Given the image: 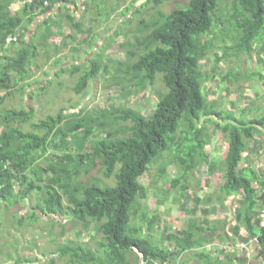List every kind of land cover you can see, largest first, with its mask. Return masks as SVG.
<instances>
[{
  "label": "trees",
  "instance_id": "1",
  "mask_svg": "<svg viewBox=\"0 0 264 264\" xmlns=\"http://www.w3.org/2000/svg\"><path fill=\"white\" fill-rule=\"evenodd\" d=\"M21 1L24 3L23 14L18 16L19 14L12 13V4L16 0H0L1 50L6 49V38L19 36L16 54L0 58V92H5L0 94V105L6 98L14 95L13 87L16 86H19L18 91L23 101L32 98L33 92L28 90L32 86L30 80L34 74L30 72L34 66L32 57L38 54V45L34 44L38 32L26 41L29 26L39 14L47 13L65 0ZM223 2L226 4H222ZM138 11L139 8L133 18ZM223 14L228 17L230 24H227V28L230 29L222 27L225 25L221 18ZM49 18L48 23L52 20L51 16ZM68 19L76 27L73 17L69 15ZM141 20L145 18H141L139 22ZM151 25L145 23L141 26L147 32L141 40H137L143 51L132 52L138 59L130 68L135 78L143 75L146 81L155 82L156 78L160 77L165 84L167 90L159 93L154 114L145 117L131 109H123L121 112L116 108L111 111L112 115L100 112L94 120L103 129V134L92 143V151L74 154L75 157L72 158L71 153L56 156L59 158L57 165L63 166L64 159L69 160V164L74 166V172L57 168V165L51 163L49 167L42 168V172L52 183L44 187L41 185L44 176L30 180L27 172L33 174L34 170L37 173L32 167L48 152L50 139L55 134L61 135L63 142L58 149L65 146L68 148V136L85 127L82 139L80 140L78 135L75 138L78 146L84 149L83 138L86 135L87 139L92 129L89 119L82 118L85 110L81 108L80 111L67 114L69 110L62 109L57 115H47L45 119L32 122L35 114L33 107L23 105L20 110L6 109L0 113V125H3L0 132V204L4 201L6 207L11 209L14 207L9 205L18 204L20 200L28 199L35 191L40 192L48 188V198L42 204L31 207L33 218L38 216V212H45L47 216H62L66 211L70 218L83 224L84 228L101 232L98 250L87 245L82 247L81 244H69L59 249V255L70 256L71 263L106 264L103 261L97 262V252L101 250H104L106 259L111 263L114 260L115 264H136L137 258H140L139 253L143 255V264H165L167 261L171 263L173 257L179 256L178 253L190 250L192 244L187 242V239H193L195 234L188 231L184 238L175 237L179 242L178 248L168 253L154 242L153 235H145L140 227L131 225L132 216L140 211V208L137 209L138 204L148 195V187L142 182V178L153 164L169 154L171 158L161 164L157 175L163 178L167 173L166 167L175 161L181 170L180 176H177L171 185L174 187L181 184L183 179L204 162L199 156L205 154L204 149L210 138L207 124L212 123L228 139V151L224 159V181L218 190L212 193V202L217 200L224 205L226 196L242 194L243 210L238 211L233 232L239 235L242 221L246 231H250L248 238L259 237V244L255 248L260 253V264H264V228L259 227V220L257 228L251 222L252 213L259 202L264 203V191L260 197L256 196L259 187L264 189V176H257L251 167H240L250 141L254 136L262 137L264 134V115L261 118L246 119L231 114L226 107L219 108L217 101H211V96L205 91L204 84L209 74L204 73L199 65L209 52L213 53L219 62L223 58L228 59L229 50L233 48L248 54L253 52L255 44L264 38V0H176L173 10L154 26ZM47 29L50 33V27ZM214 29H222L225 34L238 31L236 45L228 47L225 44L222 48L219 47L222 53L218 55L220 53L214 51V42L211 39L203 40V36L210 34ZM118 33L119 31H116L115 34ZM42 36L46 39L45 35ZM102 68L101 64L93 63L90 72H86L76 83L74 91L83 93L91 77ZM61 70H57L56 74L61 75L64 72L59 73ZM256 73V77L264 79L260 71ZM24 80L27 81L23 83ZM39 89H46V85L40 86ZM76 116L77 118H72L71 126L63 128V131V121ZM101 119L106 121L103 123ZM119 119L128 121L129 123H125L128 124L127 127L122 126L123 124L117 125ZM27 123H30L32 129L25 131L23 126ZM121 128L127 129L129 134L120 136ZM40 131H43V134H40ZM176 150L178 154H175ZM210 162L209 173L214 174L218 164L212 159ZM92 170H102L105 179L114 178V184L89 176ZM82 172H86L84 175L88 176L84 181L86 185L78 184L77 188H71L67 181L78 179ZM51 173L52 176L49 175ZM62 173H65L63 176L67 178L65 182L59 177ZM57 187L69 196L66 206L63 205ZM162 190L165 192L164 188ZM143 215L146 216L145 213ZM219 222L224 225L228 223L222 219ZM17 224L25 229L23 218H20ZM173 234L170 235L171 238L178 235ZM247 246L244 250L249 252ZM127 251L132 254L130 259L126 255ZM240 259L245 261L247 257ZM14 264H19V261L16 260Z\"/></svg>",
  "mask_w": 264,
  "mask_h": 264
},
{
  "label": "rangeland",
  "instance_id": "2",
  "mask_svg": "<svg viewBox=\"0 0 264 264\" xmlns=\"http://www.w3.org/2000/svg\"><path fill=\"white\" fill-rule=\"evenodd\" d=\"M175 1L91 0L90 5L95 4L96 7L90 9L89 2H86V6L93 12L88 13V11L84 10L85 17L80 18L83 22L82 28L87 30L90 27V31L80 32L76 30L65 15L68 13L65 11V8L61 10L59 15L53 17L50 23V33H48V27L40 29L36 28L35 24L29 26L34 29V33L38 32L34 39V44L38 45V47L36 46L38 54L32 57V65L34 63V66L30 71L31 74L34 73L35 77L30 80L32 86L28 90V92H33L32 98L23 101L22 95L18 91L19 86L13 87L14 95L6 98L5 102L0 105V113H3L6 109L20 110L23 105L30 106L35 109L32 122H38L45 119L47 115H57L62 109H68L67 114H69L80 111L82 108L85 110V113L81 117L85 120L89 119L92 129L88 138L85 139L86 135L83 138L84 149L78 146L75 138L78 135L79 139H82L85 134V127H82L83 130L81 128V130H78L73 135L68 136V141L70 142L68 148L65 146L58 149L63 143L61 135H53L50 139L48 152L41 156L32 167L37 173L34 170V175L30 171L27 172L28 179L34 180L44 176L41 185L52 184L49 181L51 179L42 172V168L49 167L51 163L57 165L56 162L59 161V158L57 159L56 156L59 157L71 153L72 158L75 157L74 154L92 151V143L103 134V129L94 120L100 112L112 115L111 111L116 108L119 111L131 109L145 117L154 114L159 101V93L165 92L167 88L160 77L156 78L155 82L146 81L143 75H139L137 78L133 77L134 73L130 65L134 61H137L138 56L133 55L132 52L137 51L140 53L143 51L137 40H141L147 32L141 26L145 23L154 26L158 20L160 21L162 17L173 10ZM222 4H226V2ZM62 6L63 4L60 8ZM138 8L139 11L133 18L132 16ZM141 18H145V20L139 22ZM221 18L225 22V25L222 27L230 29L227 28V24H230L227 20V15L223 14ZM116 31H119V33L115 34ZM88 33H90L88 38L92 35L94 37V43L90 47L82 45L80 41ZM42 35H45L46 39ZM237 36L238 31L235 30L230 34H225L222 29H214L210 34H205L203 40L207 41L211 39L214 42V51L220 53L218 55H221V48L225 44L228 47L236 45ZM13 46L14 44L9 47L10 51ZM71 46L77 50L72 51ZM84 50H87V53ZM57 61L58 64L56 63ZM95 62L101 64L103 68L91 77L86 90L78 94L74 91L76 83L81 80L86 72H90L92 64ZM121 63H123L122 66ZM199 65L204 73L209 74V78L204 84L205 91L213 97V101H217L219 108L226 107L231 114L245 118L264 114V83H262L263 80L256 77V71L264 74V65H259L256 51L248 54L233 48L229 50V58H223L220 62L213 53L209 52L200 61ZM258 65L259 68H257ZM61 68L63 69L59 73L64 72L61 75H57L56 71ZM119 69H122V71H119ZM26 81L24 80L23 83ZM43 85H46V89L40 90L39 87ZM258 91H261V93ZM4 93V91L0 92V94ZM72 118H77V116L65 119L61 124L62 130L71 124ZM100 121L104 123L106 120L101 119ZM110 121L112 122V119ZM125 123L129 122L122 119L117 120V125L123 124L122 126L127 127L128 124ZM2 129L3 125H0V132ZM23 129L28 131L32 127L30 123H27L23 126ZM207 129L210 134L209 143L205 146V154L203 156L200 154L199 156L204 159V162L187 176L186 179H183L181 184H176L175 188L171 185V182L177 176H180L181 169L175 161H172L166 167L167 173L163 178L157 175V169L161 164L171 158L169 154L161 158L155 165L153 164L148 173L142 178V182L148 187V195L147 198H143L138 204L137 209L140 208V211L132 216L131 225L140 227L145 235H153L154 237L152 236V238L159 245L168 249L169 252L174 251L175 245L166 241L165 237L167 233L170 230L181 233V231L186 229L187 224H185V221L188 218L186 215L192 209V204L195 203L197 198L201 200V209L207 206V212H203V210L198 212L199 219L210 216L209 219H213L214 221L215 217H222L224 213L228 212L231 213L230 216L232 218L228 229L231 230V227L235 228V208L239 207L241 201L239 198L242 197V194L238 196L233 195L229 199L226 197L223 200L224 205L217 201L210 202L206 200V197L217 191L224 181V159L228 151L227 137L219 132L212 123L207 124ZM119 133L120 136H127L129 134L127 129L122 128L119 130ZM40 134H43V131H40ZM252 145L253 142L250 144L249 152L244 156L240 167H251L257 176H264V154L261 156L256 154L254 150L256 147ZM175 154H178L177 150ZM210 159L218 164L214 174L209 173ZM69 163V160L64 159V165H57V168H65L66 171L69 170L73 173L74 166ZM63 174L65 173L59 174V177L62 178L61 181L65 182L67 178ZM84 174L86 172H82L77 177L78 179H69L67 182L70 184V187L77 188L78 184L85 186L84 181H86L88 176ZM49 175L52 176L53 173ZM89 176L98 177L111 185L114 184V178L105 179L102 170H92ZM185 186H187L186 191L183 190ZM163 188L165 192H163ZM57 189L62 197L63 205L66 206L69 196L60 187H57ZM261 195L262 190L258 189L256 196L260 197ZM48 196V188H44L40 192L35 191L28 199L24 201L20 200L18 204L9 205V207H14L11 209H8L5 202L1 201L0 234L2 236L0 251L5 256H2L3 258L0 259V264H14L16 260L19 261V264H74L69 261L68 256L59 257L58 251L61 246L52 244L58 241L63 244L74 242L78 245L83 240L86 245L97 249V242L102 238V233L97 229L84 228L83 224L70 218L66 211L60 217L54 214L45 217V212L43 214L38 212L36 218L32 217L31 213L33 209L31 207L35 204H42ZM191 199L192 201H190ZM184 200L186 203H190L185 204L188 211H185L183 208ZM263 208V204H259L252 213V216L260 215ZM144 213L146 216L143 215ZM211 215H213L212 219ZM61 217L62 220L65 217L63 220L66 221L65 225L61 223ZM20 218H23V221H25L27 231L17 224ZM16 230H18V234L24 233L28 237L29 242L24 247L23 244H20V240H17L14 236ZM35 230L41 231V234L44 233L47 241L40 244L43 238L41 235L35 237ZM73 236L74 239L72 238ZM211 237L209 236V239ZM214 239L215 237L211 240L213 241V246L210 248L214 250L213 258L216 255L219 256L220 251H223L228 245L232 249L231 245L236 240L242 241L241 245L245 246L249 238L240 240L239 237L235 241L224 242L225 247L221 249L216 248V241ZM85 243H82L81 246L83 247ZM247 247L249 249L251 247L252 253L257 252L254 246L248 245ZM7 253L10 255H7ZM240 253L243 256V253ZM193 254L194 252L191 251L184 254L179 253L178 257H173V262H166L165 264H191L194 261ZM36 255L40 256L36 257ZM127 255L130 257V253ZM257 257L251 254L244 263L258 264ZM101 261L106 264H115L114 260L111 263L110 260L106 259L104 250L97 252V262L100 263ZM143 263V258H139L136 262V264Z\"/></svg>",
  "mask_w": 264,
  "mask_h": 264
},
{
  "label": "crops",
  "instance_id": "3",
  "mask_svg": "<svg viewBox=\"0 0 264 264\" xmlns=\"http://www.w3.org/2000/svg\"><path fill=\"white\" fill-rule=\"evenodd\" d=\"M78 1H79V3H78ZM90 1L91 0H65V1H63V3L62 2H59V4L54 9H51L50 11H48L45 14H39L36 17V20L32 24H35V26H37L36 28H40V29L45 28L47 25H49L48 27H50V23H51L52 20L48 23V21L50 19L49 17L51 16L52 19H53L54 16L59 15L60 12H61V10L63 8H65V11L68 12L65 15H66L67 19H68V16L69 15L73 17L74 22L76 24V27H74L73 24H72V26L74 28H76V30H78L80 32L90 31V27H88L87 30L84 29V28H82L83 27V22L80 19L81 17H85L84 10L88 11V13H89V12H93L90 9H93V8L96 7L95 4L94 5H90ZM86 2L87 3L89 2L90 9L86 6ZM23 4L24 3L21 0H16V2H14L12 4V6H13L12 13L13 14H16V15L19 14L18 16L22 15L23 14ZM62 4H63V6H62V8H60V6ZM33 12H34V9H33ZM90 14H92V13H90ZM68 21L70 23H72L69 19H68ZM92 21H93V19H92ZM36 22H38V23H36ZM32 34H34V29L33 28H30L29 32H27V35H26L27 36L26 37V41H29L30 40V36ZM89 36H90V33L86 34L80 40L81 43H82V45H87L89 47L92 46V44L94 43V37L92 35L90 38H88ZM18 40H19V36H18ZM263 40H264V38H263ZM263 45L264 44H263L262 40H260V42L258 44H255V46H254L255 47L254 51H256V53L258 55V63H259V65L260 64H263L264 65V46ZM11 46L12 45L6 47V49L4 51L2 50V57H4V56H13V55L16 54V52L18 51V48H19L18 47L19 46L18 41L15 42L14 46L12 47V49L10 51L9 50V47H11ZM13 48H14V50H13ZM70 48H71L72 51L77 50L73 46H71ZM84 52L87 53V50H84ZM56 63L58 64V61ZM259 65L257 66V68H259ZM61 69H63V68H61ZM261 74L264 75L263 73H261ZM34 77H35V75L33 74L32 77H31V79L34 78ZM262 83H264V79H263ZM260 89H262V88L260 87ZM263 89H264V87H263ZM258 92L261 93V91H258ZM256 95H258V94H256ZM210 100L213 101V97H210ZM263 115L264 114H262L261 116H256V117L257 118H261ZM246 119H249V118H246ZM250 142L251 143L253 142V145L252 146L253 147H256V149H254L256 154H259V156H261L262 154H264V134H263L262 137L254 136V139L252 141H250ZM250 144L248 145V148H247L246 152L244 153V156L247 155V153L249 152V146H250ZM259 177H261V176H259ZM183 188H186V187H183ZM186 189H184V191H186ZM258 189H261L262 192L264 191V189L261 188V187H259ZM211 196H212V194L211 195H208L206 197V200L212 202V197ZM232 196L233 195L226 196V197L229 199V197H232ZM237 196H238V194H237ZM239 200H241L240 201V205H239V207L235 208L236 216H237L238 211L240 209L243 210V207H241V206H243L242 197H240ZM190 201H192V199ZM213 201L215 202L217 200H213ZM185 204H190V203H186L185 200L183 202V208L185 209V211H188ZM259 204H261V203H259ZM201 207H202L201 206V200L199 198H197L195 200V203L192 204V209L189 211L188 215H186V216H188V218L185 221V224H187L186 229L184 231H181V233H176V231L174 232V231H171V230L169 231V233H167L165 239H166V241H169L171 244L175 245L174 251L177 250L178 245H179V242L176 239H174V238L177 237V236L179 238H184L183 236H185L188 231H192L195 234L194 238L193 239L192 238L191 239H187V242H189V243L192 244V247L190 248L189 251L194 252V254H193V260L194 261L191 262V264H245L244 261H242V259H240V258L241 257H246V256L247 257H250L251 254H253V256H258L257 257L258 258V261H259L258 264H260V262L262 260H261L259 251H257V249H256L257 252L252 253L251 247H250V251L249 252L247 250L244 251L243 250L244 246L241 245V242L242 241L236 240L239 237H240V240H242L243 238H247V237H249V235H251L250 234V231L249 232L246 231L245 225H244V223L242 221L240 222L241 231L239 232V235H237L234 232H231V231H233V228L232 227H231V230L228 229L229 228V224L232 221V218L230 216L231 213L226 212V213H224V215L222 217H219V218H216L215 217L214 218V221L215 222H214L213 219H212L213 218V215H211V219L212 220L209 219L210 216L204 217L203 219H201V218L199 219L198 212L200 210H203V212H207V210H206L207 206L203 207L202 209H201ZM49 216H51V215H49ZM49 216H47V217H49ZM60 219H61V223H64V225H65L66 221H63L65 219V217H63V220H62V217ZM221 219L223 221L224 220H227L228 223L226 225H224L223 223L219 222V221H221ZM234 221L236 222V217H235V220ZM257 221H258V215L255 216V217L252 216L251 222L254 224L255 228H257ZM217 225H219V226H217ZM23 230H25V229H23ZM17 231L18 230L15 231L14 236L16 237L17 240H20V244L21 245L23 244V247H24V245H26L29 242L28 237H26V235L24 233H19L18 234ZM52 231H53V229H52ZM242 231H243V233H242ZM173 233H176L178 235H175V236H173V238H171L170 235H174ZM38 235H41V237L43 238L40 241V244L47 241L46 238H45L44 233L41 234V231L38 232L37 230H35V237H37ZM231 235H232V237H231ZM1 236L2 235L0 234V242H1ZM27 236H29V235H27ZM209 236H212L213 238L215 237L214 240L216 241V248L217 249H221L222 247L224 248L225 247L224 246V242H230V241H235L236 240L235 243H233L231 245V247H232L233 250L230 249V247L228 245L227 247H225V249L223 251H220L219 256L216 255L213 258V252H214V250L213 249H210L213 246V241H211L213 238L211 237V239H209ZM72 238L74 239V236ZM207 239L209 240V242H208ZM217 241L220 242V243H218ZM98 242H97V250L99 249ZM154 242L157 243L155 240H154ZM82 243H85V241L82 240L79 244H82ZM52 244H58V245L61 246V248L63 246H65V245H69V243L63 244L60 241L53 242ZM71 244H75V243L72 242ZM83 246H86V243ZM159 246L161 248L165 249L168 253L174 252V251L169 252L168 249L162 247L161 245H159ZM35 247H33V248H35ZM58 252L60 253V251H58ZM186 252H188V251H186ZM186 252H183V253H180V254H184ZM240 252L243 253V256H241V253ZM128 253H130V251H127L126 255ZM7 255H10V254L7 253ZM139 255H140V253H139ZM2 256H5V255H4V253H2L0 251V259L3 258ZM39 256L40 255H36V257H39ZM59 257H64V256H60L59 255ZM68 257L70 259V256H68ZM131 257H132V254L130 253L129 259ZM141 257H142V255H140V258ZM138 259L139 258H137V260ZM23 260H27V259H23ZM9 262H11V261H9ZM167 262L169 263L170 261H167ZM10 264H12V263H10ZM154 264H160V263L159 262H155Z\"/></svg>",
  "mask_w": 264,
  "mask_h": 264
},
{
  "label": "built area",
  "instance_id": "4",
  "mask_svg": "<svg viewBox=\"0 0 264 264\" xmlns=\"http://www.w3.org/2000/svg\"><path fill=\"white\" fill-rule=\"evenodd\" d=\"M46 4H47V2H46ZM17 41H18V35H14V36L8 37L6 39L5 44L6 45H11V44H13V43H15ZM1 55H2V51L0 49V57H1ZM263 207H264V204H263ZM258 220H259V227L260 228H264V208L262 209L260 215H258ZM259 241L260 240H259L258 236H253V237L248 239V242H247V244L245 246H247L249 244L252 245V246H257L259 244Z\"/></svg>",
  "mask_w": 264,
  "mask_h": 264
},
{
  "label": "clouds",
  "instance_id": "5",
  "mask_svg": "<svg viewBox=\"0 0 264 264\" xmlns=\"http://www.w3.org/2000/svg\"><path fill=\"white\" fill-rule=\"evenodd\" d=\"M10 37V36H9ZM7 39V38H6ZM12 45V44H11ZM8 46H10V45H6L5 44V47H8ZM0 49H1V47H0ZM2 51V50H1ZM2 56V55H1ZM1 58V57H0ZM262 194H263V192H262ZM264 204V203H263Z\"/></svg>",
  "mask_w": 264,
  "mask_h": 264
},
{
  "label": "flooded vegetation",
  "instance_id": "6",
  "mask_svg": "<svg viewBox=\"0 0 264 264\" xmlns=\"http://www.w3.org/2000/svg\"><path fill=\"white\" fill-rule=\"evenodd\" d=\"M41 214H43L42 212H40ZM45 217H47V215H46V213H45ZM25 230L27 231V228L25 227ZM29 234H31V233H29Z\"/></svg>",
  "mask_w": 264,
  "mask_h": 264
}]
</instances>
